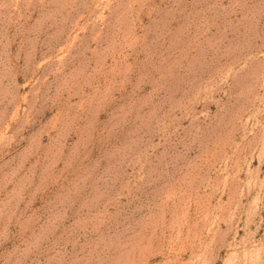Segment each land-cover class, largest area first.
Instances as JSON below:
<instances>
[{"label": "rangeland", "instance_id": "rangeland-1", "mask_svg": "<svg viewBox=\"0 0 264 264\" xmlns=\"http://www.w3.org/2000/svg\"><path fill=\"white\" fill-rule=\"evenodd\" d=\"M0 264H264V0H0Z\"/></svg>", "mask_w": 264, "mask_h": 264}]
</instances>
